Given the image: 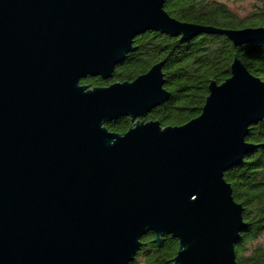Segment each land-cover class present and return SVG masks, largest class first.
Listing matches in <instances>:
<instances>
[{
    "label": "water",
    "instance_id": "obj_1",
    "mask_svg": "<svg viewBox=\"0 0 264 264\" xmlns=\"http://www.w3.org/2000/svg\"><path fill=\"white\" fill-rule=\"evenodd\" d=\"M164 0H0V264H129L151 231L178 241L171 264H237L243 206L224 174L254 146L264 82L234 58L182 125L142 121L170 98L163 61L104 80L146 31L264 42V26L215 29ZM129 117L124 133L105 124ZM264 264V260L262 262Z\"/></svg>",
    "mask_w": 264,
    "mask_h": 264
},
{
    "label": "trees",
    "instance_id": "obj_2",
    "mask_svg": "<svg viewBox=\"0 0 264 264\" xmlns=\"http://www.w3.org/2000/svg\"><path fill=\"white\" fill-rule=\"evenodd\" d=\"M223 0H164V9L177 20L215 29H241L264 26V0H252L244 16L232 12ZM242 1V0H238ZM136 50L126 55L110 79L99 76L81 81L88 87L106 86L113 82L132 81L163 61L164 88L168 101L160 104L139 120H156L162 127L182 125L201 113L208 85L222 83L230 76L233 59L238 58L248 72L264 82V42L236 46L224 34L204 33L182 40L155 31H146L134 39ZM133 123L119 117L105 124L114 133L126 132ZM254 146L241 162L224 174L230 183L234 200L243 206L245 230L234 247L237 264H262L264 247L251 243L264 232V117L250 126L245 137ZM129 264H171L178 241L164 235L156 242L149 231Z\"/></svg>",
    "mask_w": 264,
    "mask_h": 264
},
{
    "label": "rangeland",
    "instance_id": "obj_3",
    "mask_svg": "<svg viewBox=\"0 0 264 264\" xmlns=\"http://www.w3.org/2000/svg\"><path fill=\"white\" fill-rule=\"evenodd\" d=\"M222 2L225 3L232 12L238 14L239 16H244L249 13L252 6V0H223ZM251 244H257L264 247V232Z\"/></svg>",
    "mask_w": 264,
    "mask_h": 264
},
{
    "label": "bare ground",
    "instance_id": "obj_4",
    "mask_svg": "<svg viewBox=\"0 0 264 264\" xmlns=\"http://www.w3.org/2000/svg\"><path fill=\"white\" fill-rule=\"evenodd\" d=\"M135 51V50H134ZM133 52V51H132Z\"/></svg>",
    "mask_w": 264,
    "mask_h": 264
}]
</instances>
